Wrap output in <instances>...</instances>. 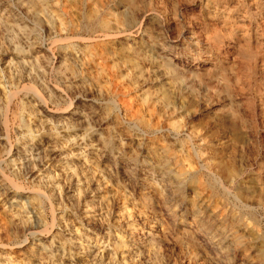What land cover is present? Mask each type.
I'll list each match as a JSON object with an SVG mask.
<instances>
[{
  "label": "rangeland",
  "instance_id": "obj_1",
  "mask_svg": "<svg viewBox=\"0 0 264 264\" xmlns=\"http://www.w3.org/2000/svg\"><path fill=\"white\" fill-rule=\"evenodd\" d=\"M41 1L0 0V264H264V0Z\"/></svg>",
  "mask_w": 264,
  "mask_h": 264
},
{
  "label": "bare ground",
  "instance_id": "obj_2",
  "mask_svg": "<svg viewBox=\"0 0 264 264\" xmlns=\"http://www.w3.org/2000/svg\"><path fill=\"white\" fill-rule=\"evenodd\" d=\"M32 1H34V0H32ZM39 1V0H38ZM41 1V0H40ZM83 1V0H82ZM86 1V0H85ZM98 1V0H97ZM96 1V2H97ZM109 1V0H108ZM129 1V0H128ZM136 1V0H135ZM42 2V1H41ZM80 2V1H79ZM78 2V3H79ZM88 2V1H87ZM116 2H118V1H116ZM123 2V1H122ZM35 3V2H34ZM40 3V2H39ZM85 3V2H84ZM90 3V2H89ZM102 3V2H101ZM138 3V2H137ZM131 4H132V1H131ZM131 4H129V5H131ZM16 5V4H15ZM90 5V4H89ZM109 5V4H108ZM136 5V4H135ZM18 6V5H17ZM33 6V5H32ZM116 6H118V5H116ZM153 6V5H152ZM14 7V6H13ZM12 7V8H13ZM46 7V6H45ZM100 7V6H99ZM109 7V6H108ZM112 7V6H111ZM130 7V6H129ZM148 7V6H147ZM18 8V7H17ZM39 8V7H38ZM47 8V7H46ZM82 8V7H81ZM90 8V7H89ZM92 8V7H91ZM98 8V7H97ZM102 8V7H101ZM138 8V7H137ZM4 9V8H3ZM14 9V8H13ZM21 9H24V8H22L21 7ZM26 9V8H25ZM31 9H32V7H31ZM36 9V8H35ZM41 9V8H40ZM86 9H87V7H86ZM99 9V8H98ZM153 9H154V6H153ZM1 10V9H0ZM16 10V9H15ZM15 10H13V11H15ZM19 10V9H18ZM84 10H85V8H84ZM104 10V9H103ZM139 10V9H138ZM141 10V9H140ZM17 11V10H16ZM15 11V12H16ZM39 11V10H38ZM101 11V10H100ZM106 11H107V9H106ZM120 11V10H119ZM142 11V10H141ZM145 11V10H144ZM2 12V11H1ZM0 12V13H1ZM12 12V11H11ZM24 12H26V11H24ZM28 12V11H27ZM47 12V11H46ZM102 12V11H101ZM122 12V11H121ZM120 12V13H121ZM18 13V15H19V12H17ZM41 13H42V10H41ZM108 13V12H107ZM11 14V13H10ZM21 14H24V13H21ZM43 14V13H42ZM68 14V13H67ZM79 14H80V12H79ZM99 14V13H98ZM125 14V13H124ZM1 15V14H0ZM17 15V14H16ZM100 15V14H99ZM143 15V14H142ZM20 16V15H19ZM79 16H81V15H79ZM83 16V15H82ZM115 16V15H114ZM12 17V16H11ZM48 17V16H47ZM47 17H45V15H44V18H47ZM149 17V16H148ZM80 19H81V17H79ZM40 19H41V17H40ZM107 19V18H106ZM143 19V18H142ZM19 20V19H18ZM47 20V19H46ZM49 20H51V19H49ZM93 20V19H92ZM135 18L133 17V16H129V18H127V23H130V22H132V23H134L135 22ZM150 20V19H149ZM2 21H3V19H2ZM41 21H43V20H41ZM52 21V20H51ZM73 21V20H72ZM97 21V20H96ZM142 21V20H141ZM148 21V20H147ZM146 21V25L149 23V22H147ZM23 22V21H22ZM30 22V21H29ZM114 22V21H113ZM140 22V21H139ZM5 23H7V22H5ZM21 23V22H20ZM83 23V22H82ZM131 23V24H132ZM29 24V23H28ZM45 24V23H44ZM121 24V23H120ZM51 25H52V23H51ZM50 25V26H51ZM80 25V24H79ZM92 25V24H91ZM96 25H97V23H96ZM125 25V24H124ZM134 25V24H133ZM146 25H144V26H146ZM81 26V25H80ZM128 26H130V25H128ZM92 27V26H91ZM54 28V27H53ZM78 28V27H77ZM89 29H90V27H89ZM93 29V28H92ZM68 30V29H67ZM88 30V29H87ZM12 31V30H11ZM57 31V30H56ZM59 31H61V30H59ZM80 31V30H79ZM7 32H9V31H7ZM55 32V31H54ZM66 32V31H65ZM81 32V31H80ZM14 33V32H13ZM86 33H87V31H86ZM94 33V32H93ZM20 34H21V32H20ZM27 34V33H26ZM61 34H63V33H61ZM92 34V33H91ZM12 35V34H11ZM32 36V35H31ZM62 36V35H61ZM90 36V35H89ZM114 36V35H113ZM119 36V35H118ZM24 37V36H23ZM70 37V36H69ZM77 37V36H76ZM87 36H85V38H86ZM104 37V36H103ZM117 37V36H116ZM21 38V37H20ZM78 38H80V37H78ZM83 38V37H82ZM18 39V38H17ZM119 39V38H118ZM187 39V38H186ZM22 40V39H21ZM65 40V39H64ZM84 40V39H83ZM94 40V39H93ZM10 41V40H9ZM17 41H19V40H17ZM66 41V40H65ZM89 41H90V39H89ZM10 42H12V39H11V41ZM32 41H31V39L30 38H27L26 39V43H28V45H30V48H29V50H30V52H31V54L29 55L30 57H33V56H35V58L37 57V54H38V51H36V49L33 47V45H32V43H31ZM60 42H63V41H60ZM68 42V41H67ZM121 42H123V41H121ZM130 42V41H129ZM149 43V42H148ZM9 44V43H8ZM21 44V43H20ZM56 44H57V42H56ZM130 45V44H129ZM80 46V45H79ZM9 47V46H8ZM24 47V46H23ZM28 47V46H27ZM144 48V47H143ZM9 49V48H8ZM39 49V48H38ZM37 49V50H38ZM46 49V48H45ZM62 49V48H61ZM63 51V50H62ZM44 52H45V50H44ZM14 53V52H13ZM47 53H49V52H47ZM12 54V53H11ZM68 54H69V51H68ZM15 55V54H14ZM16 55H17V53H16ZM46 55V54H45ZM74 55V54H73ZM44 56V55H43ZM67 56V55H66ZM72 56V55H71ZM100 56V55H99ZM24 57V56H23ZM68 57V56H67ZM19 58V57H18ZM22 59V58H21ZM26 59V58H25ZM28 59V58H27ZM42 59V58H41ZM72 59V58H71ZM75 59V58H74ZM18 60V59H17ZM24 60V59H23ZM22 60V61H23ZM31 60V59H30ZM33 61V60H32ZM8 62V61H7ZM15 62V61H14ZM9 63V62H8ZM11 63V62H10ZM18 63V62H17ZM74 63V62H73ZM21 64V63H20ZM24 64V63H23ZM30 64H32V63H30ZM34 64V63H33ZM40 64V63H39ZM19 65V64H18ZM22 66V65H21ZM33 66V65H32ZM11 67V66H10ZM23 67H24V65H23ZM214 67H216V66H214ZM26 68V67H25ZM32 68V67H31ZM34 68V67H33ZM84 68V67H83ZM27 69V68H26ZM24 71V70H23ZM28 71V70H27ZM15 74V73H14ZM31 74V73H30ZM29 74V75H30ZM17 77V76H16ZM61 79V78H60ZM62 80H64V79H62ZM65 82V81H64ZM21 90V89H20ZM29 91V90H28ZM30 91H34V90H30ZM34 92H36V90L34 91ZM28 93V92H27ZM31 93V92H30ZM34 94V93H33ZM36 95L37 96H39V94H38V92L36 93ZM10 96V95H9ZM32 96V95H31ZM38 98V97H37ZM38 99H40V97L38 98ZM41 100V99H40ZM85 100V99H84ZM81 101V100H80ZM37 103V102H36ZM8 105V104H7ZM8 107V106H7ZM67 111V110H66ZM65 111V112H66ZM78 111V110H77ZM61 112V111H60ZM73 112H76V110L75 111H73ZM53 113V112H52ZM54 113H56V112H54ZM59 113V112H58ZM60 114V113H59ZM62 114V113H61ZM76 114V113H75ZM74 113H70V114H66V115H64V117L65 118H68V117H71V116H74L75 115ZM146 114V113H145ZM63 117V118H64ZM79 119V118H78ZM66 120V119H65ZM63 121V120H62ZM83 121V120H82ZM81 122V121H80ZM40 126V125H39ZM105 126V125H104ZM37 128V127H36ZM97 134V133H96ZM145 135V134H144ZM87 136V135H86ZM90 136V135H89ZM96 136V135H95ZM82 137H84V136H82ZM75 138V137H74ZM77 138V137H76ZM80 138V137H79ZM85 138V137H84ZM84 138L82 139V140H84ZM87 139V138H86ZM76 140V139H75ZM96 140V139H95ZM30 141V140H29ZM73 141V140H72ZM100 141V140H99ZM88 142V141H87ZM102 142V141H101ZM36 144V143H35ZM88 144V143H87ZM91 144V143H90ZM101 144V143H100ZM27 145V144H26ZM93 145V144H92ZM96 145V144H95ZM108 146V145H107ZM36 147V146H35ZM55 147V146H54ZM92 147V146H91ZM90 147V148H91ZM25 148V147H24ZM104 148V147H103ZM95 149H97V148H95ZM100 149V148H99ZM109 149H110V147H109ZM25 150H27V149H25ZM102 150V149H101ZM105 150V149H104ZM107 151H108V149H107ZM26 152V151H25ZM101 152H103V151H101ZM14 153H24V150H23V147H17L16 149H15V152ZM80 153V152H79ZM98 153V152H97ZM106 153V152H105ZM11 154V153H10ZM25 154V153H24ZM102 154V153H101ZM118 154V153H117ZM80 155V154H79ZM95 155V154H94ZM97 155V154H96ZM107 155V154H106ZM109 155V154H108ZM21 156V155H20ZM98 156H100V155H98ZM123 158V157H122ZM24 160H25V158H23ZM22 159V160H23ZM121 159V158H120ZM52 160V159H51ZM122 160V159H121ZM20 161V160H19ZM63 161V160H62ZM128 161V160H127ZM126 161V162H127ZM21 162H23V161H21ZM64 162V161H63ZM121 162V161H120ZM123 162V161H122ZM26 163V162H25ZM23 164V163H22ZM63 166V165H62ZM125 167V166H124ZM123 167V168H124ZM50 168V167H49ZM62 168V167H61ZM126 171V170H125ZM143 171V170H142ZM61 172V171H60ZM165 173V172H164ZM126 174V173H125ZM149 177V176H148ZM142 178H144V177H142ZM40 179H41V177H40ZM143 180V179H142ZM144 181V180H143ZM70 185V184H69ZM151 185V184H150ZM3 188V187H2ZM79 188V187H78ZM81 188V187H80ZM151 188V187H150ZM153 190V189H152ZM13 191V190H12ZM20 191V190H19ZM79 191V190H78ZM78 191H76V192H78ZM15 193V192H14ZM18 193V192H17ZM80 192H78V194H79ZM42 194L43 193H41V192H39V191H32V193L31 192H26V191H23V192H20V193H18V196L20 197V198H30L31 196H33V195H36V196H40V197H42ZM15 195V194H14ZM46 195V194H45ZM16 199V198H15ZM48 199V198H47ZM24 200V199H23ZM20 201V200H19ZM16 202V201H15ZM26 202V201H25ZM252 202V201H251ZM23 203V202H22ZM30 203V202H29ZM24 204V203H23ZM10 205H13V204H10ZM24 206V205H23ZM11 207V206H10ZM17 207V206H16ZM25 207V206H24ZM28 207V206H27ZM31 207V206H30ZM34 207V206H33ZM12 208V207H11ZM90 208V207H89ZM89 210V209H88ZM92 211L94 210V209H91ZM91 211V212H92ZM14 212V211H13ZM22 212V211H21ZM94 212V211H93ZM87 213V212H86ZM88 214V213H87ZM36 216V215H35ZM84 216H87V215H84ZM90 216V215H89ZM18 218V217H17ZM15 219V218H14ZM21 219V218H20ZM19 219V220H20ZM35 219H37V217L35 218ZM29 226V225H28ZM28 228V227H27ZM30 228V227H29ZM32 228V227H31ZM32 232V231H31ZM34 233H36V232H34ZM39 233V232H38ZM87 235V234H86ZM42 236V235H41ZM39 239V238H38ZM38 242V241H37ZM40 244V243H39ZM36 246V245H35ZM4 247V246H3ZM17 248H20L21 247V245H19V246H16ZM28 249V248H27ZM24 250H25V248H24ZM23 250V251H24ZM28 250H30V249H28Z\"/></svg>",
  "mask_w": 264,
  "mask_h": 264
}]
</instances>
